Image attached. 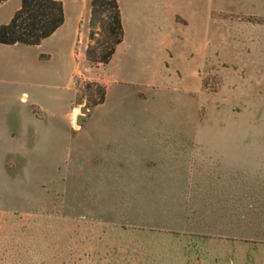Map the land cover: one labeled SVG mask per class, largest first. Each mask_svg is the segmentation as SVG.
Segmentation results:
<instances>
[{
	"label": "rangeland",
	"instance_id": "1",
	"mask_svg": "<svg viewBox=\"0 0 264 264\" xmlns=\"http://www.w3.org/2000/svg\"><path fill=\"white\" fill-rule=\"evenodd\" d=\"M92 1L80 30L84 40L75 46L84 75L76 79L74 104L91 108L83 125L77 123L79 105L71 122L74 90L66 83L24 88V101L7 87L0 93V264H264V207L253 199L246 224L229 236L129 221L125 191L103 206L110 221L98 218L99 110L92 108L98 95L87 86L105 65L90 62L88 50L101 51L109 37L103 27L108 14H94ZM21 2L0 6V24ZM215 3L209 46L200 40L163 45L158 17L141 4L129 11L124 5L127 35L109 68L123 72L126 101L148 104V115L134 126V153H242L248 171H254L250 159H264V0ZM47 48L48 42L38 52L46 56ZM196 72L202 82L198 93ZM123 145L121 153H127ZM252 175L248 172V188L256 185Z\"/></svg>",
	"mask_w": 264,
	"mask_h": 264
},
{
	"label": "crops",
	"instance_id": "2",
	"mask_svg": "<svg viewBox=\"0 0 264 264\" xmlns=\"http://www.w3.org/2000/svg\"><path fill=\"white\" fill-rule=\"evenodd\" d=\"M59 1L64 5L65 22L51 37L38 46L0 44V93L7 87L12 94L21 93L20 100L24 101L28 97L27 92H22L24 88L32 89L45 82L57 86L66 83L74 90L72 122L77 105L82 109L86 103L74 104L76 79L84 75L81 63L76 59L75 46L84 40V34L79 40L80 30L85 27L90 0ZM118 1L124 33L129 25L124 5L129 11L130 5L141 4L146 14L153 19L158 17L157 22L162 26L159 38L163 45H195L194 40L210 45V24L216 20L215 0ZM47 42V55L43 56L44 51L38 50ZM33 48H36L34 53ZM209 52L206 49L201 53L203 59ZM111 64L112 60L97 69L92 78L106 87L105 102L94 107L99 110L98 211L101 216L98 218L103 222L110 221L105 218L103 206L113 205L114 197L125 191L127 217L132 222L155 223L160 226L159 230L188 229L212 236H229L231 231L241 229L247 222L248 200L253 199V204L264 207V159H250V164L256 167L254 171H248L249 161L248 158L242 161V153H134V126L148 115V104L135 105L124 99L123 72L111 70ZM179 75L183 78L182 73ZM196 76L195 93H198L202 82L199 72ZM160 91L159 88L154 95L161 96ZM185 91L187 95L193 94L188 87ZM118 95H122V101L113 102ZM140 96L146 101L143 93ZM56 100L62 102L61 98ZM34 101L36 104L33 105L40 111L45 109L39 100ZM50 113L52 116L61 114ZM124 142L127 153H121L125 150L124 145L120 147ZM248 172H253L254 187L248 188Z\"/></svg>",
	"mask_w": 264,
	"mask_h": 264
},
{
	"label": "trees",
	"instance_id": "3",
	"mask_svg": "<svg viewBox=\"0 0 264 264\" xmlns=\"http://www.w3.org/2000/svg\"><path fill=\"white\" fill-rule=\"evenodd\" d=\"M7 0H0V6ZM93 13H107L103 25L109 42L99 47H90L88 60L92 63L107 65L112 60L118 45L123 42L124 27L118 0H93ZM65 22L64 5L59 0H22L20 8L15 12L10 22L0 25V44L38 46L51 37ZM95 87V88H94ZM98 95L92 103V108L106 100V87L100 83H90L87 86ZM88 109L90 105H88Z\"/></svg>",
	"mask_w": 264,
	"mask_h": 264
},
{
	"label": "water",
	"instance_id": "4",
	"mask_svg": "<svg viewBox=\"0 0 264 264\" xmlns=\"http://www.w3.org/2000/svg\"><path fill=\"white\" fill-rule=\"evenodd\" d=\"M81 115L77 119L78 125L82 126L83 125V117L87 115L88 113V108L86 106L82 107L81 109Z\"/></svg>",
	"mask_w": 264,
	"mask_h": 264
}]
</instances>
